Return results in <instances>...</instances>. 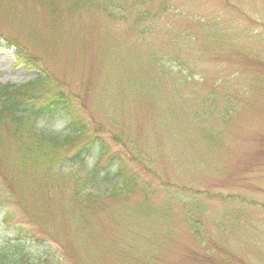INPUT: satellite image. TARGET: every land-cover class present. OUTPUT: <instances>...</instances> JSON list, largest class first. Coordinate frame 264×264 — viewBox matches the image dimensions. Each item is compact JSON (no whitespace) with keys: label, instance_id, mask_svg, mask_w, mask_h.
Listing matches in <instances>:
<instances>
[{"label":"rangeland","instance_id":"obj_1","mask_svg":"<svg viewBox=\"0 0 264 264\" xmlns=\"http://www.w3.org/2000/svg\"><path fill=\"white\" fill-rule=\"evenodd\" d=\"M51 3L0 0V85L63 83L148 189L94 204L84 243L61 244L5 189L1 154L0 248L25 264H264V0H146L121 22ZM17 45L32 62L14 65ZM70 188L42 201L58 234Z\"/></svg>","mask_w":264,"mask_h":264},{"label":"trees","instance_id":"obj_2","mask_svg":"<svg viewBox=\"0 0 264 264\" xmlns=\"http://www.w3.org/2000/svg\"><path fill=\"white\" fill-rule=\"evenodd\" d=\"M36 1H42L53 9L52 0ZM67 1L70 3V12L92 8L119 22L127 18L125 8L135 9L146 3V0ZM144 13L146 15L149 12ZM145 15L138 13L135 22L144 20ZM16 47L15 66L33 61L25 55L24 49L18 45ZM106 52L110 54L108 49H105ZM127 67L125 72L130 70L129 65ZM77 99L78 95L72 94L67 86L45 72L27 79L25 84L0 85L3 185L12 193L17 206L30 222L53 240L63 244L61 240L68 239L71 242L74 239L76 245L84 243L79 227L94 204L127 196L138 187L148 189L146 182L127 167L117 152H110L103 132L98 128L99 124L98 129L91 127L90 120L86 119L76 104ZM55 116L63 123L64 134H51L38 129L37 123L41 119ZM8 136L13 139L11 147L5 142ZM113 139L118 143L120 137L114 136ZM103 157L107 158L106 163L99 167ZM65 184H70L71 188L65 202L68 207L64 205V209L74 212L66 216L71 224L58 234L45 219L42 201L53 194L56 185ZM144 195L143 202H146L150 195ZM14 250L0 248V264L27 262L21 256H13Z\"/></svg>","mask_w":264,"mask_h":264}]
</instances>
